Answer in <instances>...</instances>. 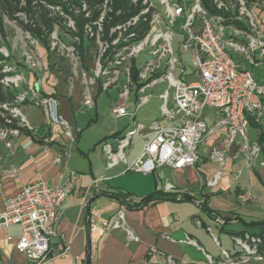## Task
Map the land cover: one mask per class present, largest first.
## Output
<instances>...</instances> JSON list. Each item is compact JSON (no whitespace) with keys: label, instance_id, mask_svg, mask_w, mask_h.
Returning a JSON list of instances; mask_svg holds the SVG:
<instances>
[{"label":"crops","instance_id":"0c3cea01","mask_svg":"<svg viewBox=\"0 0 264 264\" xmlns=\"http://www.w3.org/2000/svg\"><path fill=\"white\" fill-rule=\"evenodd\" d=\"M36 53L39 68L29 70L23 64L16 68V72L25 80V84L18 88L21 91L16 92L27 95V100L19 104L22 111L19 112L24 118V123H19V126L23 127L25 132L9 136L10 148H6L0 140V169L17 171L16 174L5 176L0 181V213L4 199L17 194L22 187L41 179L51 188L57 189L68 180L71 173L75 174L74 189L57 210V234L62 235L64 242L69 243L70 253L59 256L54 247L46 264H166L168 257L175 264H207L206 257L219 260L222 251L230 255L240 252L239 248L233 251L221 248L222 245L213 231L219 235L235 237V234L243 231H256L255 228L246 227L243 222L264 221V166H259V162L264 160V152L258 156L255 166L247 169L245 158L238 154L239 144H234L224 155V163L220 166L210 161L208 156L212 147L224 150V131H221L204 138L197 151L199 160L191 167L181 170L157 168L149 175L124 172L123 163L108 167L103 144L112 143L114 138L121 137L133 129H126L127 125L133 126L134 123L145 127L140 135H133L131 138V146L125 151L127 164L140 154L144 141L152 138L153 133L146 127L161 119L162 101L159 96L167 86L162 92H158V86L165 83L148 89L147 91L154 89L158 93L149 94L151 97L147 104L136 110L138 98L141 96L136 92V88L126 101H121L118 96L111 98L103 113L105 118L102 119L101 112L97 111V101L101 94L110 89L106 92L99 90L101 81L98 80L92 88L94 116L89 118L85 125L76 127L73 115L80 113L84 106V87L81 82V73L84 71L79 67L70 89V81L58 72V65L53 66L54 60L49 58L45 49L40 46ZM59 66L65 65L61 63ZM259 67H263L262 81L259 75L255 76L258 82L263 83L264 63L255 68ZM89 68L92 71L94 64L89 65ZM192 72L193 67L192 71L185 72L183 76L178 71L176 76L190 81ZM120 81L121 79L120 85L125 84V79L124 83ZM111 89L116 92L119 90L114 87ZM47 97H53L57 101L59 115L74 129L72 131L77 138L74 143L62 134L61 129L47 124L42 106V101ZM152 100L153 103L148 108L150 118L143 115L141 118L146 121L145 124L135 122L138 111ZM117 102H123L130 112L135 110L133 120L128 115L119 117L128 119L124 127L125 133L116 129L115 122L118 118L110 114L114 120L110 121L106 115ZM167 107L174 111L172 90H169ZM101 119L104 125L99 129V134L90 143L82 145L85 132L93 130ZM215 119L212 110L205 112L204 121L208 127L214 124ZM162 125L171 128L177 126L178 122L165 121ZM262 132L264 116L258 124H252L248 117L244 125L247 141L258 142ZM238 141L241 142V139L238 138ZM57 155L61 158L60 164L53 162ZM238 172L241 173L239 177ZM217 174L219 175L216 184L207 185ZM101 178L104 180L88 194L87 207L82 208L80 191ZM158 183L162 186L169 183L173 188L169 191H159L166 195L162 199L144 206L138 205L143 198L158 192ZM241 195L249 199L242 203L239 201ZM119 212L124 216L123 228H110L105 233L90 232V225L100 228L103 222H113ZM219 214L227 219L224 226H217L213 222L214 217ZM20 235L21 228L18 225L0 230V264L26 262L15 249ZM232 239L234 243V238ZM53 242L56 246L60 243V238L56 237ZM213 242L218 245V250ZM151 249L158 250L163 256L157 257L151 253Z\"/></svg>","mask_w":264,"mask_h":264},{"label":"built area","instance_id":"2783aa9c","mask_svg":"<svg viewBox=\"0 0 264 264\" xmlns=\"http://www.w3.org/2000/svg\"><path fill=\"white\" fill-rule=\"evenodd\" d=\"M136 1L132 0V2ZM141 1L144 8L137 16L122 25L110 28L109 38L114 36L110 44L99 40L108 0L104 1L100 18L93 23L96 30L93 31L89 26L85 28L89 37L95 35L98 47L94 69L90 74L81 73L85 107H94L92 88L98 80L101 81V91L106 92L111 87L119 88L121 91L118 93V99L126 101L130 91L136 88L130 75L132 61L145 47H149L151 59L141 69L138 68V83L142 86L136 89L141 96L138 98L135 110L149 101L151 96L147 94L148 89L160 83H165L167 86L159 96L162 101L161 119L153 121L146 127L153 133L152 138L144 141L140 154L127 164L125 151L131 146V138L133 135H140L145 128L143 125L133 123L131 131L114 138L112 143L103 144L108 167L123 163L124 172L143 175H149L157 168L181 170L191 167L199 160L197 151L204 138L224 131L222 140L224 150L212 147L208 156L209 160L222 166L224 155L229 148L239 144L238 154L245 158L246 168H253L260 155V145L258 142L247 141L244 125L248 117L258 124L264 116V82H258L255 73L252 72L253 68L264 63V0H209L214 13L204 9L201 6V0ZM140 20L148 24L149 30L140 41L130 44L129 39L133 38L135 33H129L126 36L124 34L129 28L136 26ZM178 21H181V25L176 37L180 47L192 55L193 72L190 81L176 76L178 71L182 76L185 74L182 64L172 49L174 34L171 28H174ZM68 26L74 29L71 21ZM53 33L49 44L51 52L57 53L58 56L57 49L65 50L77 70L80 66L74 48L70 45L66 46L57 34L52 36ZM120 42L123 46L117 49L113 57L107 61L106 66H103L100 61L102 55L109 46L116 47ZM34 43L39 45L37 41ZM1 54L4 58H9L13 51L10 53L2 51ZM22 55V64L27 69L40 67L39 59L34 52L23 50ZM233 56H238L242 60H236ZM1 72L3 76L0 83L11 90L25 84L23 76L16 72L14 66L7 65ZM121 78L125 79L123 85L119 84ZM70 89H72L71 79ZM169 90H172L174 111L167 107ZM26 100L25 93L17 94L16 102L23 103ZM2 106L5 107V104ZM42 106L47 124L61 129L62 134L74 143L76 136L68 121L59 115L57 101L53 97H47L42 101ZM135 110L130 112L123 102H117L112 106L110 114L114 118L128 115L133 120ZM207 110H212L216 116L211 127H208L204 121ZM14 112L19 116L20 123H24L20 112L16 109ZM17 115H11V117L17 118ZM174 120L178 122L177 126L163 127L162 122ZM16 135H18L17 130L0 128V140L6 148H10L9 136ZM60 159L57 155L53 162L60 164ZM259 166H264V162H259ZM16 172L15 169H0V181L3 177ZM240 174L238 172L237 177ZM218 175H215V178L207 185L214 186ZM75 179V174L71 173L68 180L57 189L51 188L45 181L39 179L22 187L14 196L4 199L0 213V230L12 225L20 226L21 235L15 249L25 258L24 264H46L51 258L54 247L59 256L69 255V243L64 242L62 235L57 234V210L73 191ZM103 180V178L95 180L92 185L80 191L82 208L87 207L89 192L97 188ZM172 188L169 183L164 186L158 183L156 190L169 191ZM248 199V197L239 196V201L242 203ZM123 221V213L119 212L116 213L113 222H103L100 228L90 225V232L105 233L110 228H123ZM213 222L217 226H224V220L219 215L214 217ZM207 230L210 231L209 228ZM56 237L60 238V243L54 246L53 241ZM234 243L239 247V253L233 256L222 251L221 262L214 263L213 259L206 257V263L240 264L247 263L250 259L260 263L264 260V253L258 251L260 244L258 237L244 233L243 236L234 237ZM151 253L157 257L163 256L156 249H151ZM166 264L175 263L168 257Z\"/></svg>","mask_w":264,"mask_h":264},{"label":"trees","instance_id":"16d2710c","mask_svg":"<svg viewBox=\"0 0 264 264\" xmlns=\"http://www.w3.org/2000/svg\"><path fill=\"white\" fill-rule=\"evenodd\" d=\"M104 1L105 0H0V34L5 38L6 34L3 26L4 18L15 22L23 32L28 33L31 39L37 41L38 44L45 49L49 58L54 60L53 66L58 65L60 70H67L68 72L66 66H59L62 61L60 58L56 59L55 56L53 57V53L49 46L50 36L54 32L55 27H57L62 33L71 37L72 42H69V45L74 48L80 68L85 73L90 74L89 61L92 60L93 57L89 52L90 49L94 47L97 53L98 47L95 35L89 37L85 28L89 26L93 31L96 30L93 23L100 18ZM201 6L210 13H214L209 0H201ZM57 8L58 10H56ZM143 8L144 5H142L141 0H137L136 2H132V0H108L99 40L102 43L110 44L114 37L109 38L110 28L126 23L132 17L137 16ZM19 15H23L25 20L20 19ZM147 18H149V15H147ZM69 21L73 23L74 29L68 26ZM148 30V24L140 20L136 26L129 28L124 36L129 33H135V36L129 39L128 43H137L145 36ZM122 46V42L116 47L109 46L100 58L101 64L106 66L107 61L110 60L115 51ZM7 48H9V46H7ZM0 59L6 61V58L1 54ZM1 68L2 67H0V71ZM138 71V68L132 61L130 75L137 90L142 86L138 83ZM1 78L2 75L0 74V79ZM99 90H101V88H99ZM16 96L17 93L15 94L13 90L4 91L0 86V105L7 103L12 105V103H15ZM5 120L10 122L7 123ZM250 121L252 124L254 123L252 119H250ZM19 123L20 121L17 118H12L11 115L7 113H5L3 118L0 115L1 129L17 130L18 133L25 132V129L19 126ZM258 144L260 145V153L262 154L264 152V132L260 134ZM164 197H166V195L158 191L155 194L143 198L138 205L144 206ZM222 218L224 224H226L227 219L224 217ZM243 223L246 227L255 228L256 231L250 234L260 239L258 251L259 253H264V221ZM244 233L247 232L243 231L237 233L235 237L243 236Z\"/></svg>","mask_w":264,"mask_h":264},{"label":"rangeland","instance_id":"374dc122","mask_svg":"<svg viewBox=\"0 0 264 264\" xmlns=\"http://www.w3.org/2000/svg\"><path fill=\"white\" fill-rule=\"evenodd\" d=\"M20 19L25 20V17L23 15H19ZM69 25V22H68ZM180 25H181V21H178L175 23L174 28H171V31L174 34V38H173V42H172V49L174 51V55L178 58V60L182 63V66H184V70L186 73H189L190 71H192V65H191V53L189 51H184L182 50V48L180 47V43L178 38L176 37V34L178 33L179 29H180ZM3 26H4V31H5V38L2 37V35L0 34V54L5 51H7L8 53L13 51V54L9 57L6 58V61L0 59V67L1 71L3 69V67L7 66V65H11L14 66L15 68H17V66L22 65L23 62V50L29 51L31 50L32 52H34V54L36 55V57H38L37 53H36V49L38 47H40L39 45L35 44L34 40H32L30 38L29 35H27L25 32H23L15 22L13 21H9L8 19L4 18L3 19ZM58 35L60 41L64 44H66V46H69V42H72V39L69 35L62 33L57 27H55L54 29V33L52 36ZM61 36H60V35ZM63 38V39H62ZM7 46H9V48H7ZM69 48V47H68ZM58 50V56L53 53V57L55 56L56 59H61L62 63H64V65L67 67V70H60L58 71L59 73H61L62 75H64L65 77H67V79L70 81H73L74 77L77 76L78 70L79 68H77V70H75V67L73 66V63L71 62V57L68 56L67 52L63 51L62 49H57ZM149 47H145L144 50L142 52L139 53V55L137 56L136 59H134V64L137 68L141 69L144 64L149 61L151 59V56L149 54ZM90 55L93 57L92 60H90V65H93L96 61V51L95 48H91L90 49ZM2 55V54H1ZM76 56V55H75ZM77 58V56H76ZM234 59H238L240 60V58L238 56H233ZM78 61V60H77ZM79 63V62H78ZM25 67V66H24ZM56 67V66H55ZM26 68V67H25ZM27 69V68H26ZM59 69V68H58ZM0 71V74L3 76V73ZM252 72L259 75L261 81H262V73H263V67H259V68H254L252 69ZM187 78V77H185ZM120 83H124V79L121 78ZM1 89H3L4 91L6 90H11L9 87L4 86L3 84L0 83ZM160 89L158 90V92H162L166 85H160L158 86ZM167 88V87H166ZM131 90V89H130ZM21 89H13V92L16 94V92H20ZM121 90H118L117 92L113 89L110 88V90H108L106 93H103L100 95L98 101H97V111L100 113L101 112V118L103 119V113L106 110L108 104H109V100L112 98H114L115 96H118L117 94L120 92ZM156 90H149L147 91V94H152V95H156ZM131 95H132V91H130ZM117 98V97H116ZM115 98V99H116ZM153 103V100L146 105L145 107L141 108L138 113H137V119L135 122H139V123H143L145 124L146 121L142 120L141 116L145 115L147 118H150V112L148 111V108L151 107ZM19 104H21L20 102H16L9 104H5V107H3L2 105H0V115L3 118L5 116V113H7L8 115H17L14 110L16 109L18 112L19 110L21 111V108L19 107ZM157 106V105H156ZM4 111V112H3ZM109 111V110H108ZM22 112V111H21ZM95 110L93 108H88L83 106V109L80 110V113H76L75 115H73V119L75 121L76 127H80L83 126V124L85 125L86 121L89 118H92L94 116ZM106 114V113H105ZM108 119L110 121H114L111 117H110V113L108 112ZM149 116V117H148ZM17 119L19 118V116H16ZM100 118V117H99ZM105 118V117H104ZM98 121L97 126L94 127L93 130H89L86 131L82 140V145L86 142H91L92 140H94V138H96V136L99 134V129L103 128V120ZM128 119L127 118H118L116 123V129L119 131H122V133L126 132V129H132V125L129 124L127 125L126 129H124V127L126 126L125 123H127ZM108 123V120H107ZM71 129L74 130L72 128V126L70 125ZM214 232V236L219 240L220 244L222 245L221 248L233 251L234 249H238L239 247L237 245H235V243H233V239L234 237L228 236L227 234H221L219 235L218 232ZM231 237V238H230ZM213 241V240H212ZM215 244V242H213ZM216 245V244H215ZM218 245H216L215 247H217ZM218 250V247H217ZM218 252V251H217ZM243 254V252L241 253ZM234 256V255H233ZM232 256V257H233ZM222 258V257H221ZM222 259L219 260H213L214 263H218L221 262ZM225 264V263H224ZM240 264H264V260L261 263H258L257 261H255L254 259H250L247 263H240Z\"/></svg>","mask_w":264,"mask_h":264}]
</instances>
